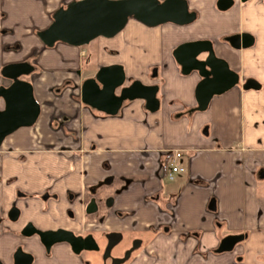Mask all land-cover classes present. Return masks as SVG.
<instances>
[{"label":"crops","instance_id":"crops-1","mask_svg":"<svg viewBox=\"0 0 264 264\" xmlns=\"http://www.w3.org/2000/svg\"><path fill=\"white\" fill-rule=\"evenodd\" d=\"M70 1L0 0V68L29 62L33 72L26 79L39 104L34 124L0 144V235L15 239L5 229L19 222H7L5 214L16 187L36 193L52 185L62 201L65 187L87 196L106 177L97 188L103 229L166 226L181 236L174 247L164 242L166 264H264V2L237 0L219 10L216 0H186L196 17L185 25L146 26L128 18L114 36L95 38L91 49L44 46L36 32ZM238 32L249 33L252 45L232 48L225 37ZM192 40H209L239 81L211 96L205 109L191 111L200 77L181 74L172 50ZM109 64L122 66L126 84H156L157 109L132 99L107 115L80 102L81 81ZM246 79L258 87L242 88ZM8 83L0 76V85ZM61 116L66 122L57 126ZM171 162L183 171L168 179ZM72 164L82 167V176ZM18 204L23 219L38 222L39 202ZM233 234L243 239L215 253L220 239ZM66 264L76 263L66 256Z\"/></svg>","mask_w":264,"mask_h":264},{"label":"water","instance_id":"water-1","mask_svg":"<svg viewBox=\"0 0 264 264\" xmlns=\"http://www.w3.org/2000/svg\"><path fill=\"white\" fill-rule=\"evenodd\" d=\"M232 3L233 0H216V7L225 10ZM195 17V12L188 9L186 0H72L58 7L52 13L50 23L37 31L36 35L46 47H51L55 42L79 47L97 37L114 36L124 27L128 18L146 26H155L165 22L185 25ZM225 40L235 49L249 47L253 43V37L247 32L230 34ZM172 56L181 74L195 71L200 77L194 87L196 105L191 111L205 109L211 96L224 92L239 81L238 74L230 70L222 58L215 56L209 40L180 43L172 50ZM31 72L33 66L27 61L7 63L0 68V76L9 81L6 86L0 85L3 102L0 108V144L7 135L20 127L31 126L38 117L39 104L34 98L30 81L26 79ZM124 81L125 75L120 64L100 66L92 76L81 81L79 99L108 115L116 114L124 100L132 99H142L148 111L157 109L156 84H143L136 79L129 84H124ZM257 87L258 84L252 79L242 83L244 89ZM7 216L9 220H15L16 208L11 207ZM27 227L31 228L29 225ZM31 233L37 234L45 248L54 242L66 241L74 252L81 248L91 249L88 246L90 237L81 239L62 229L41 231L31 228L25 232ZM242 239L243 234L226 235L220 239L214 252L230 251ZM82 243L85 245L82 246ZM31 259L29 253L16 248L12 264H29Z\"/></svg>","mask_w":264,"mask_h":264},{"label":"flooded vegetation","instance_id":"flooded-vegetation-1","mask_svg":"<svg viewBox=\"0 0 264 264\" xmlns=\"http://www.w3.org/2000/svg\"><path fill=\"white\" fill-rule=\"evenodd\" d=\"M235 1L237 0H233V3ZM238 2L244 3L245 1L241 2L238 0ZM63 118L65 117L61 116L56 118L55 122L57 126L63 125V123L66 122V119ZM64 157H66V154ZM69 169L80 176L83 174L82 167L78 168V166L76 167L74 164H72V167ZM108 181H110V178L105 177L101 182L105 183ZM98 185L87 188V196L83 191L74 193L65 187L62 201L57 191L52 189V185L46 186L36 193L16 187L15 201L8 207L5 220L9 223L19 222V225L14 230L7 228L5 231H8L9 234L13 233L15 238L17 236L20 237L22 242H16L5 255L0 256L1 264H12L13 253L16 248H20L22 252L31 255L32 259L29 264H44L45 261L37 257L35 250H38L41 256L42 254L49 255L54 248L59 246L64 247L66 252H70L78 257V264H166L168 260L162 251L164 242L169 239L172 241V246L174 247L176 243L180 241L181 236L170 233V230H168L166 226H161L158 229H103L100 203L97 195ZM154 197L155 196L150 197L149 200L152 201ZM19 200L22 206L25 207H28L26 204L27 200L40 203L39 207L36 209V217L38 218L37 223L31 219H23L24 210L20 204H18ZM103 204L105 207L111 206L112 197H104ZM11 207H15L17 211L16 219L13 221L9 220L7 216L8 210ZM26 225L41 231L62 229L71 232L74 236H79L81 239L90 237V244L88 246H90L91 249L81 248L77 252H74L66 241L54 242L48 248H45L39 241L37 234H25V232L31 229L28 227L25 228ZM109 234L114 235L110 236ZM8 237H10V239L12 238V236ZM83 245L85 244L82 243V246ZM85 253L92 254L93 256L90 255L92 258L83 257L82 255ZM174 256L175 254H172L171 259L169 258V262L175 259L173 258ZM50 264H52V262Z\"/></svg>","mask_w":264,"mask_h":264},{"label":"rangeland","instance_id":"rangeland-1","mask_svg":"<svg viewBox=\"0 0 264 264\" xmlns=\"http://www.w3.org/2000/svg\"><path fill=\"white\" fill-rule=\"evenodd\" d=\"M99 38L102 39V37H99ZM95 40L96 39H94V41H92L86 45H82L81 47H88L89 49H91V46L94 45ZM92 51H94L93 47H92ZM16 242H22V239L18 236L15 239H10L9 237H6L5 235H0V256L5 255L4 253H6L8 250H10ZM37 252H39V251L37 250ZM90 255H92V254L85 253L82 256L92 258L93 255L92 256H90ZM66 256L71 258V260L74 261L76 264L79 262L78 257L74 256L70 252L69 253L66 252V249L62 246L54 248V250L49 255L48 254H45V255L42 254L41 258H42V260H44V259L47 260V262H52V264H66Z\"/></svg>","mask_w":264,"mask_h":264},{"label":"built area","instance_id":"built-area-1","mask_svg":"<svg viewBox=\"0 0 264 264\" xmlns=\"http://www.w3.org/2000/svg\"><path fill=\"white\" fill-rule=\"evenodd\" d=\"M181 171H183V168L181 166L175 165L174 163L171 162L169 166V171L167 173V178L171 179L173 176V173L181 172Z\"/></svg>","mask_w":264,"mask_h":264}]
</instances>
